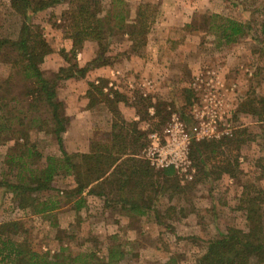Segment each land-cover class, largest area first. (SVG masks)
<instances>
[{"label": "rangeland", "instance_id": "1", "mask_svg": "<svg viewBox=\"0 0 264 264\" xmlns=\"http://www.w3.org/2000/svg\"><path fill=\"white\" fill-rule=\"evenodd\" d=\"M126 4L129 25L139 23L141 5L148 8L147 33L139 47L122 30L109 41L107 54L113 59L111 65L91 66L99 49L94 40L85 42L75 61L81 67L90 63L86 79L100 77L94 85L103 91L106 88L104 93L110 94V98L116 90L126 97L119 103V118L138 121L142 132L140 143L147 145L143 127L162 131L173 114L181 116L188 128L193 126L191 109L196 97L191 83L197 74L208 69L217 71L223 78L226 100L234 109L235 135L242 133L246 142L239 147L224 143L219 155L207 161L208 174L198 171L193 161L196 173L192 180H183L175 173L164 177L160 169L149 165L150 177L139 178L145 181V186L136 187L133 181L126 186L129 195L150 204L144 215L121 209L115 185H111V192L104 200L83 196L85 201L77 210L74 204L77 196L69 194L74 182L71 177L61 175L56 177L53 190L35 193L40 201L57 202V207L45 215L20 209L10 190L0 186V221H24L27 236L36 248L57 250L65 245L75 254L92 250L101 257L107 256L108 250L115 246L124 253L120 264H195L211 239L225 234L231 227L247 229L242 199L252 186L264 187V116L260 120L245 110L247 102L264 96V0H126ZM103 5L105 12L109 1ZM70 6L68 0H63L29 14L27 19L53 49L41 65L49 79L64 64L61 52L67 51L66 43L71 41L58 27L62 14ZM216 15L244 23L245 34L236 42L225 43L210 27L213 21L221 22L213 19ZM23 22L10 0H0V39H18ZM15 58V51L7 48L0 51V86L5 89ZM128 66L133 68L129 70ZM116 68L120 69L118 74ZM60 84L62 80L57 90L65 98L64 114L66 117L71 114L63 134L65 148L80 150V144L76 143L82 136L90 137L92 142L108 143L116 114L105 96L93 89L91 112L75 114L76 109L67 101L66 94H60ZM29 85V81L15 77L8 93L3 89L0 94L16 98L11 102L7 98L4 102L7 107L0 113L5 117L18 115L25 120L27 130L33 126L30 119L50 117V109L43 104L30 108L31 98L23 95ZM84 103L79 101L77 105L83 108ZM151 108L153 114L149 112ZM11 127L13 131L0 130V183L14 181L17 173L7 160L16 143L13 133L22 127L17 119ZM30 135L44 156L62 155L54 135L38 130L37 126ZM142 151H136L140 161L145 160ZM221 161L230 163L232 174L221 172ZM126 167L130 168L128 165L123 168Z\"/></svg>", "mask_w": 264, "mask_h": 264}, {"label": "trees", "instance_id": "2", "mask_svg": "<svg viewBox=\"0 0 264 264\" xmlns=\"http://www.w3.org/2000/svg\"><path fill=\"white\" fill-rule=\"evenodd\" d=\"M61 1L63 0H10L11 7L24 18V22L18 39H0V51L7 48L16 52V58L11 63L12 72L5 81L6 89L1 85L0 94L3 89L8 93L7 89L11 87L15 77L29 81L30 85L23 95L31 98L30 108L43 104L50 109V117L45 120L39 117L30 119L29 122L33 126L27 130L25 120L20 119L18 115L5 117L0 113V130L11 128L13 131L11 126L15 119L22 127L13 133L16 143L7 160L17 173L14 181L0 183V186H6L10 190L20 209L30 210L32 214L45 215L57 207V202L51 199L40 201L35 193L53 190L58 176L72 178L75 186L69 194L77 196L74 201L77 210L81 209L85 201L83 197L85 190H88V194L107 197L111 192V185H115L121 209L144 215L150 204L142 198L129 195L126 189L132 181L136 187L145 186V181L139 178L150 177L151 174L148 170L149 162L137 159L136 151L143 150L146 146L140 143L142 132L138 129V121L129 122L119 118V103H123L126 97L116 90L113 98H110L103 92L102 87L91 85V105L94 104L95 89L99 95L105 96V101L116 114V119L111 125V138L108 143L92 142L89 153H69L66 151L63 138L69 120L64 114V104L58 99L57 87L61 80L85 76L90 63L81 67L75 59L88 40L98 42L99 47L91 66H107L113 63V59L107 54V48L114 33L123 30L130 36L132 44L136 41L135 46L139 47L147 33L148 8L143 9L144 6L141 5L138 10L139 23L129 25L126 0H108L109 8L105 12L103 4L106 0H68L71 6L62 14L58 27L72 40V48L61 52L64 64L55 77L49 79L44 75L41 65L53 49L43 34L27 23V19L29 14L42 11ZM213 17L221 22L213 21L210 27L215 29L219 39H223L225 43L236 42L246 32V25L240 21L219 15ZM8 59L10 55L7 56ZM6 95L9 94L0 95V112L7 107L4 103L8 98ZM14 98H8L9 102L16 100ZM245 110L263 120L264 96L247 102ZM34 126L55 136L61 156H44L41 153L37 142L31 140L30 134ZM21 137L24 140L22 143L19 141ZM244 142L246 139L242 133L222 141H195L192 143L191 157L198 171L205 175L208 174L207 161L214 160L219 155L224 143L239 147ZM123 165L130 168H123ZM219 165L221 172L232 174L229 162L221 161ZM161 171L164 177L174 175L172 168ZM241 205L245 211L247 229L231 227L225 234L211 239L205 253L195 264H264V187L252 186L248 189ZM28 234L24 221H0V264H120L124 256V253L115 246L108 250L107 256L101 257L92 250L75 254L65 245H61L57 250L36 248Z\"/></svg>", "mask_w": 264, "mask_h": 264}, {"label": "built area", "instance_id": "3", "mask_svg": "<svg viewBox=\"0 0 264 264\" xmlns=\"http://www.w3.org/2000/svg\"><path fill=\"white\" fill-rule=\"evenodd\" d=\"M191 89L196 97L191 128L177 114L171 116L162 131L143 127L147 139L143 158L156 169L172 168L183 180H192L196 173L191 158L193 142L233 138L237 130L234 109L226 100V84L217 71L208 69L197 74ZM149 112L153 114L152 108Z\"/></svg>", "mask_w": 264, "mask_h": 264}, {"label": "crops", "instance_id": "4", "mask_svg": "<svg viewBox=\"0 0 264 264\" xmlns=\"http://www.w3.org/2000/svg\"><path fill=\"white\" fill-rule=\"evenodd\" d=\"M67 46V51L69 50L68 48H72V40L70 41L69 44L66 43ZM71 46V47H69ZM146 61V59H145ZM130 64V63H128ZM127 68H129V70H131L133 67L132 66H128ZM143 68V67H142ZM145 68L147 69V67H144L143 69L145 70ZM120 72L119 68H116V74H118ZM94 74V73H93ZM97 74V72H96ZM99 74V72H98ZM87 75L85 74V76L82 77H73V78H69V79H65L62 80V84H60V94L64 93L66 94V98L68 102H71L72 107H74L76 109V113H80V111H82L80 114H87V112H91V108L93 106H91V98H90V89H92L91 85H94L95 83L97 84V82L100 81V77L97 78V80L95 79H86ZM95 82V83H94ZM103 89V88H102ZM106 90V88H104V91ZM103 91V92H104ZM110 96V94H108ZM57 96L58 99L64 104H65V98L60 96L57 90ZM81 103V101H84V105L83 108H80L79 105H77V103ZM67 109V108H66ZM68 114V113H67ZM90 114V113H89ZM68 118L71 117V114L67 115ZM76 118V117H75ZM136 118V117H135ZM64 138V142L66 140L65 135L63 136ZM79 143H76L77 145L80 144L81 149H66L67 152L71 153H89L91 151L92 148V139L90 137H81L78 138ZM65 144V143H64ZM73 181V180H72ZM87 195V199H92V200H104V196H99L96 194H88V190L84 191V196Z\"/></svg>", "mask_w": 264, "mask_h": 264}]
</instances>
